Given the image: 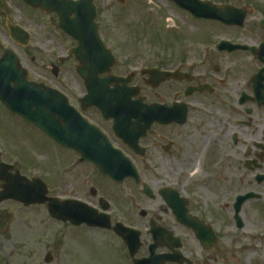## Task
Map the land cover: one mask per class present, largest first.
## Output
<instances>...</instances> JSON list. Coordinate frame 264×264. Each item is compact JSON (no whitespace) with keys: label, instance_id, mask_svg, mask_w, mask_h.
Masks as SVG:
<instances>
[{"label":"flooded vegetation","instance_id":"flooded-vegetation-1","mask_svg":"<svg viewBox=\"0 0 264 264\" xmlns=\"http://www.w3.org/2000/svg\"><path fill=\"white\" fill-rule=\"evenodd\" d=\"M0 2V57L9 49L24 51L36 35L46 38L43 44L51 43L55 61L49 63L50 78L40 74L37 82L57 90L81 117L71 114L68 118L65 145L91 146L99 160L124 166V180L117 183L99 175L77 151L62 150L40 135L42 141L37 144L48 147L62 167L50 179V190L96 211L98 228L80 227L118 243L120 228L137 233L133 257L124 255L129 264L136 260L144 264H264V38L245 28L254 9L239 7L246 12L243 27L235 28L239 37L229 33L225 39L229 46L253 50L220 51L217 43L195 46L173 41L147 49L144 61L150 66L139 76L134 74L132 82L139 86L137 80L145 88L139 86L138 98L149 123L136 150L129 143L135 129L128 126L117 131L114 116L84 102L88 93L77 75L80 64L70 54L76 42L58 27V16L21 0ZM54 4L55 0H40L43 6ZM8 24L28 33L27 47L10 38ZM100 27L99 23V36L106 42V29ZM55 34L65 36L70 44L60 48L57 56ZM19 40L24 41L23 36ZM19 59L23 62V57ZM64 62L68 71L62 76ZM153 70L165 76L157 87L146 85L152 81ZM54 119L65 125L63 118ZM2 157L0 150V162H6ZM249 203L261 215L260 222L248 219L244 209ZM5 204L0 203V217Z\"/></svg>","mask_w":264,"mask_h":264},{"label":"rangeland","instance_id":"rangeland-1","mask_svg":"<svg viewBox=\"0 0 264 264\" xmlns=\"http://www.w3.org/2000/svg\"><path fill=\"white\" fill-rule=\"evenodd\" d=\"M213 1H229L237 7L246 5L254 9L245 28L251 30V34L258 33L259 38H264V28L262 31L260 29V21L264 19V0ZM94 3L100 28L106 29L105 43L116 58L113 73L119 75L137 67H149L150 64L144 61V54L150 47L172 41L195 46L216 43L228 39L229 33L236 35L239 32V29L236 32L235 28L229 29L219 23H198L167 0H125L124 5L114 0H95ZM43 23L48 29L46 19H43ZM55 35L57 56L62 53L60 48L65 49L70 44L65 36ZM115 35L116 40L113 39ZM45 39L36 35L27 49L15 51L19 57H23L22 65L28 71L29 80L37 81L40 74L50 78L49 63L55 60L51 59V43L43 44ZM32 58L35 60L32 61ZM66 71L68 64L64 62L60 65V75L64 76ZM62 76H59L60 80ZM134 82L145 90L142 83ZM0 129V139L6 143L4 145L2 141L3 144H0L2 159L13 164L28 178L34 176L35 171L43 172L42 177L51 188L50 179L60 174L62 167L56 161V155L46 146L37 144L42 141L38 133L27 128L16 116L1 110ZM49 194L59 193L49 191ZM252 206L253 203H249L244 209L247 217L250 222H260L262 217ZM3 208L0 218V264H129L128 259L124 258L126 250L122 246L121 249L116 247V243L97 236V232L87 228L68 229L70 227L66 223L51 219L45 206L24 208L8 201ZM47 253L53 258L50 263L44 262Z\"/></svg>","mask_w":264,"mask_h":264},{"label":"water","instance_id":"water-1","mask_svg":"<svg viewBox=\"0 0 264 264\" xmlns=\"http://www.w3.org/2000/svg\"><path fill=\"white\" fill-rule=\"evenodd\" d=\"M24 1L32 6H36L35 2H38V0ZM116 1L121 4L125 2L124 0ZM171 1H173L180 8L189 11L195 18L218 20L224 25L241 26L245 16L243 11L225 6H212L207 3H202L199 0ZM57 3H62L61 7H58ZM49 10L56 12L59 15L61 28L74 37L79 43V46L74 50V53L85 70L84 72L79 71L78 73L85 81L88 92L93 91V84L98 85L95 89L96 91L103 93L108 92L106 86L109 83H113L115 86L119 83L122 84V87H116L114 90H111L115 93L114 95H103L98 98H94V100L101 102V104L98 105L99 108L103 111L104 109L115 110L116 115L119 118V128H121V125L123 124L120 118L124 115L130 116V118L136 116H140L141 118H144L145 116L147 117L148 112L143 111L141 105L138 103H135V106L131 103L128 104L131 95L135 96L137 94V89L132 90L126 87L130 82L129 78L121 79L107 77L104 80H97L96 78L97 74L110 72V68L114 64V59L97 37V26L94 23L95 7L93 5V0H79L77 2L65 3L55 0L54 6L50 7ZM226 13L229 14V16ZM73 14L75 19H69V17ZM73 22L77 24H74ZM9 29L10 35L14 40L18 41L19 38L22 37L16 28L10 27ZM23 38L24 42L22 43L23 45H26L28 38L24 36ZM19 42L21 41L19 40ZM223 45H225L224 42L221 43V46ZM242 48L245 47H241V49ZM25 75L26 73L19 68L18 61L15 56L11 52L6 53L2 60H0V101L10 112L19 115L23 120L39 128L50 137L54 132L50 129L51 124L48 119H50L53 115L66 117L69 115V110H65L66 107L64 106V102L59 101L56 96H53L51 90L44 89L43 91H40L41 86L33 83H27L25 81ZM154 80L156 81L155 85H158L161 81H163V78L161 76H155ZM123 93H127L128 95L125 96ZM60 102L63 104H60ZM139 118L136 117L138 121L141 120V118ZM141 122H144V120H141L140 123ZM125 124L130 126V129H133V131L134 127L140 128L139 126H136V123ZM148 126V124L144 125V127H141V130H146ZM55 128L57 131L54 133L56 137L58 139H65L66 128L62 127L60 129L58 125ZM135 130L139 131L138 129ZM137 138L138 137L132 141V145L136 144ZM58 144L61 143L58 142ZM83 148L93 149L88 147ZM93 163L96 164L102 172L106 169L105 164L99 166L95 161H93ZM121 166V163H116L115 169L110 171L111 173H114L116 179L120 175V171L122 169ZM8 168L10 169L11 167ZM0 180L5 182L3 190L0 193L2 196L0 200L13 199L21 202L25 206L47 203L48 212L51 217L60 221H70L75 225L81 224L84 220L89 222L97 221L95 218L91 219L92 214L90 213L85 211L82 213L77 210L70 209L65 203L58 202L55 199L46 198L45 195L47 190L44 184L39 180L29 182L24 177L19 176L18 173L15 175H7L1 171ZM127 247L130 251L133 244L129 245L127 243ZM50 260L51 258L48 255L45 261L49 262Z\"/></svg>","mask_w":264,"mask_h":264}]
</instances>
